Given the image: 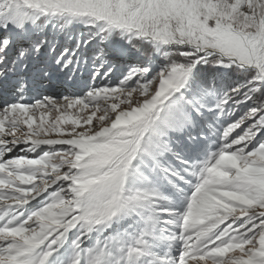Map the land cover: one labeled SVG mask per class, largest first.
<instances>
[{
    "label": "snow or ice",
    "instance_id": "6c2138e0",
    "mask_svg": "<svg viewBox=\"0 0 264 264\" xmlns=\"http://www.w3.org/2000/svg\"><path fill=\"white\" fill-rule=\"evenodd\" d=\"M0 264H264V0H0Z\"/></svg>",
    "mask_w": 264,
    "mask_h": 264
},
{
    "label": "rangeland",
    "instance_id": "374dc122",
    "mask_svg": "<svg viewBox=\"0 0 264 264\" xmlns=\"http://www.w3.org/2000/svg\"><path fill=\"white\" fill-rule=\"evenodd\" d=\"M61 89H59L58 91H60ZM90 111V110H89ZM100 113H97V115H99ZM58 114L55 112V111H52V113H51V119H55L56 118V116H57ZM39 121V113H37V122ZM95 123V122H94ZM19 134V133H18ZM164 191H167V189H163Z\"/></svg>",
    "mask_w": 264,
    "mask_h": 264
}]
</instances>
